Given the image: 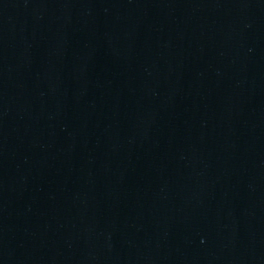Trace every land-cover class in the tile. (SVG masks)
I'll list each match as a JSON object with an SVG mask.
<instances>
[{
	"label": "water",
	"instance_id": "1",
	"mask_svg": "<svg viewBox=\"0 0 264 264\" xmlns=\"http://www.w3.org/2000/svg\"><path fill=\"white\" fill-rule=\"evenodd\" d=\"M0 264H264V0H0Z\"/></svg>",
	"mask_w": 264,
	"mask_h": 264
}]
</instances>
